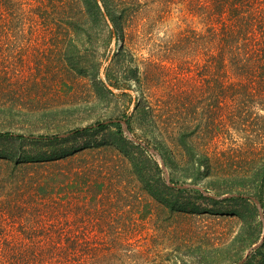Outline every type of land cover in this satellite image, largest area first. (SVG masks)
Listing matches in <instances>:
<instances>
[{
	"label": "rangeland",
	"instance_id": "374dc122",
	"mask_svg": "<svg viewBox=\"0 0 264 264\" xmlns=\"http://www.w3.org/2000/svg\"><path fill=\"white\" fill-rule=\"evenodd\" d=\"M147 2L127 34L112 38L70 28L68 14L24 27L21 8L8 7L0 21V132L64 140H0V156L12 163L70 153L62 159L70 169L84 155L89 165L105 168L113 187H105L97 201L86 188L69 195L60 219L48 220L53 201L40 208L44 221L68 223L80 241L101 243L100 251L112 243L119 260L102 252L101 264H264V110L259 100L234 98L232 81L219 84L210 75L200 77L194 63L186 73L184 65L172 63L162 50L171 35L205 24L183 6ZM124 41L128 61L115 66L111 82L107 69ZM76 51L87 66H97L95 72L71 58ZM130 70L137 77L129 78ZM136 79L165 110L159 127H191V142L210 158L208 174L205 164L198 169L188 146L171 140L170 151L164 149L160 129L136 117L143 98ZM132 116V129L123 124V134L109 126L68 136ZM248 116L255 124H238ZM0 161L4 168L6 160Z\"/></svg>",
	"mask_w": 264,
	"mask_h": 264
},
{
	"label": "trees",
	"instance_id": "16d2710c",
	"mask_svg": "<svg viewBox=\"0 0 264 264\" xmlns=\"http://www.w3.org/2000/svg\"><path fill=\"white\" fill-rule=\"evenodd\" d=\"M160 1L166 6H183L182 11L187 12L189 17L193 20L199 19L205 24V28L201 30L188 26L171 35L162 50H165L172 63H178L180 68L184 65L185 69L182 70L185 73L192 72L191 63H194L200 77L210 75L219 84L225 79L232 81L229 92L234 98L242 96L259 100V109L264 110V0ZM147 3V0H69L68 3L66 0H0V21L9 6L14 11L16 7H20L24 27L28 24V27L34 29L39 26L38 19L50 24L54 21L52 19L56 17L55 14L62 18H66L68 14L67 22L72 29H81L88 35H102V31H105L111 38L116 33L124 37L131 28V22L138 18ZM150 24L153 27L155 25L152 22ZM143 27H147V24ZM71 58L82 64L88 72H95L93 70L97 66H87L85 55L81 52H73ZM127 61L128 51L124 41L107 69L111 82L115 77V66ZM136 73L137 70H130L128 77H137ZM136 83L143 95L136 106V117L140 115L139 120L160 129L159 135L164 149L169 150L168 142L171 140L188 146L190 157L199 165L198 169L205 164L208 174L211 169L210 158L191 142L194 137L191 127L181 126L179 131L175 128L167 130L159 127L164 125L162 111L165 110L150 98L151 95L147 94L139 79H136ZM175 97L180 99L177 95ZM133 116L78 129L70 132L68 136L109 126L118 127L120 134H123L122 122L131 131L135 118ZM252 118L248 116L244 122L238 124H255V119ZM222 125L223 122L220 121L213 128L218 130ZM0 140H33L53 144L64 140V136L30 137L0 132ZM71 155L73 154L21 158L12 163L11 159L0 156V160H6L3 163L6 165L4 168L0 161V264H101L102 252L103 256L109 257V261L119 260L112 243L105 244L100 251L101 243L98 245V242L92 240L80 241L68 231V223H47L42 219L40 208L42 206L45 209L49 200L57 205L48 217L51 221L60 219L62 213H67L66 204L71 193H82L89 188L94 194L93 201H97V196L105 187H113L110 182L112 178L106 174L105 168L102 165L99 168L89 165L86 155L73 169L67 167L62 159ZM171 155L176 159L175 154ZM120 242L113 243L118 245ZM109 261L107 264H112Z\"/></svg>",
	"mask_w": 264,
	"mask_h": 264
},
{
	"label": "water",
	"instance_id": "95a60500",
	"mask_svg": "<svg viewBox=\"0 0 264 264\" xmlns=\"http://www.w3.org/2000/svg\"><path fill=\"white\" fill-rule=\"evenodd\" d=\"M124 125H126V123L125 122H122ZM64 136V135H63ZM256 202L259 204V202L256 200Z\"/></svg>",
	"mask_w": 264,
	"mask_h": 264
}]
</instances>
